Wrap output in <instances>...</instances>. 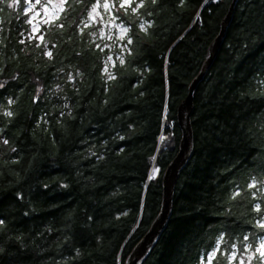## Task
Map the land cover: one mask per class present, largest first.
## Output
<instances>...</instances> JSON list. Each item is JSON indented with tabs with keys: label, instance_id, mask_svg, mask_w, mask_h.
<instances>
[{
	"label": "trees",
	"instance_id": "obj_1",
	"mask_svg": "<svg viewBox=\"0 0 264 264\" xmlns=\"http://www.w3.org/2000/svg\"><path fill=\"white\" fill-rule=\"evenodd\" d=\"M29 1L0 0V264H125L161 211L178 108L234 0L114 8L128 34L109 71L83 24L97 0H68L39 32ZM192 126L172 216L142 264H206L217 245L211 264H230L245 236L264 237L251 186L264 180V0L237 1Z\"/></svg>",
	"mask_w": 264,
	"mask_h": 264
},
{
	"label": "water",
	"instance_id": "obj_2",
	"mask_svg": "<svg viewBox=\"0 0 264 264\" xmlns=\"http://www.w3.org/2000/svg\"><path fill=\"white\" fill-rule=\"evenodd\" d=\"M237 1L238 0L233 1L227 16L222 22L219 35L211 44L210 55L205 61L199 75L190 84L188 94L178 108L177 117L178 124L182 131V138L178 153L169 163L163 174V203L161 211L151 224L148 232L134 247L126 259L125 264H142L167 228L169 219L173 213V203L178 180L183 169L187 166L194 154V131L192 126V117L195 109L196 89L219 52L221 44L225 38L227 28L232 21Z\"/></svg>",
	"mask_w": 264,
	"mask_h": 264
},
{
	"label": "rangeland",
	"instance_id": "obj_3",
	"mask_svg": "<svg viewBox=\"0 0 264 264\" xmlns=\"http://www.w3.org/2000/svg\"><path fill=\"white\" fill-rule=\"evenodd\" d=\"M132 1L133 0H131V2ZM60 2L61 0H40V3H37L36 0L29 1L28 8L32 21V28L35 32H39L40 27L43 24L55 20L60 15L62 11L59 8L54 7L55 5L60 4ZM97 3L101 6L97 7L96 13H92V7ZM105 3L109 5L107 9L103 7V4ZM122 3L123 0H97L92 5L83 22L85 26L95 27L94 31H92L93 37L103 48L108 49L109 51L106 59V66H108L106 71L110 70L109 66L119 57V53H117L116 50L124 47V40L128 34V31H123V29H128V27L120 20V17L116 16L114 13V8H116V10L122 8ZM45 9H47V11ZM163 138L164 137L161 136L160 140ZM159 172V167H152V177H157ZM256 180L257 178H254L252 185L254 184L261 193L264 194V180ZM261 223H264V217L261 220ZM262 241H264V237L258 239L256 246L245 240L243 247H232L229 254L230 264H264V257H261L259 253L256 252V249L260 247ZM249 245H251V247H249ZM232 256H235V259H230ZM209 259L211 258L208 256V259L205 261L206 264H208Z\"/></svg>",
	"mask_w": 264,
	"mask_h": 264
},
{
	"label": "snow or ice",
	"instance_id": "obj_4",
	"mask_svg": "<svg viewBox=\"0 0 264 264\" xmlns=\"http://www.w3.org/2000/svg\"><path fill=\"white\" fill-rule=\"evenodd\" d=\"M36 2H37V3H40V0H36ZM67 2H68V0H61L60 4H57V5H55L54 7L59 8L61 11H63V5H64L65 3H67ZM155 2H156V0H152V3H155ZM130 4H131V0H123V3L121 4V7H124L125 5H130ZM9 6H11V5H9ZM100 6H101V5H100L99 3H97L96 5H94V6L92 7V13H96V9H97V7H100ZM139 6H140V7H143V0H141V3H140ZM103 7H104L105 9H107V8L109 7V5H108L107 3H105V4H103ZM45 10L47 11V9H45ZM133 11H136V9L133 8ZM61 27H62V25H61ZM123 31H124V32H127L128 29L125 28V29H123ZM129 43H131V41H129ZM49 55H50V53H49ZM9 103H12V101H9ZM6 115L11 116L12 113H11V112H7ZM4 143H8V141L5 140ZM251 186H252V187H255L254 184L251 185ZM238 194H239V193H237V195H238ZM256 210H257V211L260 210L259 205H257ZM0 224H3V221H2V220H0ZM259 227L264 228V223H261V224L259 225ZM222 239H223V237H220V240H222ZM244 239L247 240L248 237L245 236ZM249 247H251V245H249ZM217 251H219V247H218V245H217L216 248L213 249L212 252L208 253V256H209L211 259H214V258L216 257V253H217ZM256 252H258L259 255H260L261 257H264V241L261 242L260 247L256 249ZM211 259H209L208 264H211ZM230 259H235V256L230 257ZM250 259H251V257H250Z\"/></svg>",
	"mask_w": 264,
	"mask_h": 264
}]
</instances>
